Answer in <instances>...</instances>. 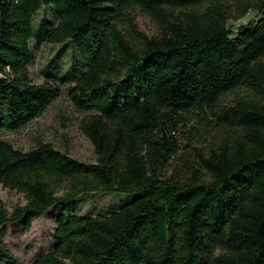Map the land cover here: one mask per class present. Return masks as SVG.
<instances>
[{
    "label": "trees",
    "instance_id": "trees-1",
    "mask_svg": "<svg viewBox=\"0 0 264 264\" xmlns=\"http://www.w3.org/2000/svg\"><path fill=\"white\" fill-rule=\"evenodd\" d=\"M51 6L57 24L37 29ZM136 9L161 35L139 31ZM36 38L83 61L70 97L97 163L0 139V183L26 198L0 204V229L59 209L56 244L32 264H264V0H0V131L43 116L69 82L32 81ZM184 116L197 125L181 154ZM136 192L80 214L85 198Z\"/></svg>",
    "mask_w": 264,
    "mask_h": 264
},
{
    "label": "rangeland",
    "instance_id": "rangeland-1",
    "mask_svg": "<svg viewBox=\"0 0 264 264\" xmlns=\"http://www.w3.org/2000/svg\"><path fill=\"white\" fill-rule=\"evenodd\" d=\"M139 31L148 38L161 35V22L153 19L142 10L134 11ZM258 13L251 11L245 18L230 22V26L238 28L256 21ZM48 24V25H46ZM57 24L55 8L47 7L36 17V27L45 30ZM36 62L31 67V78L35 84L46 81L59 82L61 77L69 79L62 86V95L45 112L26 128L17 132L0 131V139L11 143L15 148L31 151L43 144H51L56 149L87 164L97 163V156L91 141L82 131V124L90 115L74 104L70 91L74 85L71 77L78 75L83 68L79 53L71 44H51L38 38L32 41ZM54 76V77H51ZM178 127L175 138L182 147L181 154L186 151V144L195 135L192 126L197 125L189 116L177 117ZM178 163H182L179 158ZM176 163V161H175ZM174 165V164H173ZM170 165L165 174L171 176L175 166ZM140 196L139 192L131 194H98L85 198L80 203V214L84 216H102L113 213L123 205L131 203ZM0 204L9 212L26 204L23 194L13 191L0 183ZM58 208H53L33 221L30 230L24 223L7 224L0 229V264H32L41 255L51 251L55 246V217ZM7 254V255H5ZM70 264V263H68Z\"/></svg>",
    "mask_w": 264,
    "mask_h": 264
}]
</instances>
